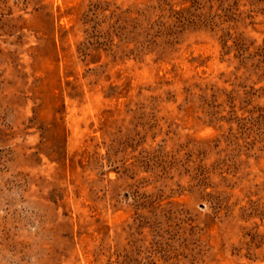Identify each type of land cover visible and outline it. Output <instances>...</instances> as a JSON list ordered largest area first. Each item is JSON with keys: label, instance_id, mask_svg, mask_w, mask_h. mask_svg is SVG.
<instances>
[{"label": "rangeland", "instance_id": "1", "mask_svg": "<svg viewBox=\"0 0 264 264\" xmlns=\"http://www.w3.org/2000/svg\"><path fill=\"white\" fill-rule=\"evenodd\" d=\"M0 264H264V0H0Z\"/></svg>", "mask_w": 264, "mask_h": 264}]
</instances>
